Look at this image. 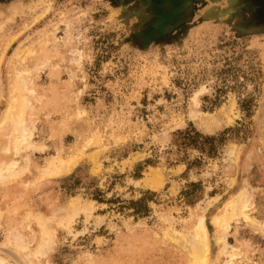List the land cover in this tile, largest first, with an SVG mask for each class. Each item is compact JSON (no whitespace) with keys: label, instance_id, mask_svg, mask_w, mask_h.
Listing matches in <instances>:
<instances>
[{"label":"rangeland","instance_id":"rangeland-1","mask_svg":"<svg viewBox=\"0 0 264 264\" xmlns=\"http://www.w3.org/2000/svg\"><path fill=\"white\" fill-rule=\"evenodd\" d=\"M196 260L264 264V0H0V264Z\"/></svg>","mask_w":264,"mask_h":264},{"label":"trees","instance_id":"trees-1","mask_svg":"<svg viewBox=\"0 0 264 264\" xmlns=\"http://www.w3.org/2000/svg\"><path fill=\"white\" fill-rule=\"evenodd\" d=\"M221 133L220 135H222ZM219 135V136H220ZM224 135L218 138V136L203 135L199 133L192 127L177 130L173 133V143L177 150L187 149V148H196L201 152H205L207 155H212L215 152V142L222 139ZM153 192L147 191L143 193V196L137 200L129 201L131 208L133 209V214L135 215H146L149 211L147 206V201L151 200Z\"/></svg>","mask_w":264,"mask_h":264},{"label":"bare ground","instance_id":"bare-ground-1","mask_svg":"<svg viewBox=\"0 0 264 264\" xmlns=\"http://www.w3.org/2000/svg\"><path fill=\"white\" fill-rule=\"evenodd\" d=\"M204 238H205V237H204ZM217 240H218V239H217ZM202 242H203V240H202ZM204 242H205V241H204ZM205 247H206V246L203 247V250H202V249H198L197 251L195 250V252H193V255H194L195 259H198V258H199L198 256H201L202 260L205 259V258H204ZM195 264H197V260H196Z\"/></svg>","mask_w":264,"mask_h":264}]
</instances>
